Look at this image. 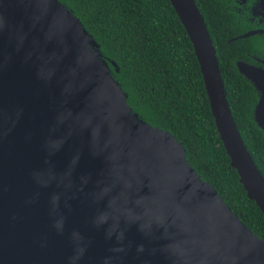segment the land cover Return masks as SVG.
Returning <instances> with one entry per match:
<instances>
[{"label": "water", "instance_id": "95a60500", "mask_svg": "<svg viewBox=\"0 0 264 264\" xmlns=\"http://www.w3.org/2000/svg\"><path fill=\"white\" fill-rule=\"evenodd\" d=\"M169 1L230 164L264 216V176L232 116L204 17L195 0ZM236 67L258 92L253 118L264 131V70ZM0 264H264V240L170 132L133 112L60 0H0Z\"/></svg>", "mask_w": 264, "mask_h": 264}, {"label": "trees", "instance_id": "16d2710c", "mask_svg": "<svg viewBox=\"0 0 264 264\" xmlns=\"http://www.w3.org/2000/svg\"><path fill=\"white\" fill-rule=\"evenodd\" d=\"M60 1L99 45L133 112L170 132L184 147L189 164L201 178L264 240V216L247 197L230 164L214 124L192 44L170 1ZM195 2L216 50L232 116L264 176V131L253 118L258 92L235 66L242 54L238 49L242 40L226 42L219 24L218 0Z\"/></svg>", "mask_w": 264, "mask_h": 264}, {"label": "flooded vegetation", "instance_id": "af4514ba", "mask_svg": "<svg viewBox=\"0 0 264 264\" xmlns=\"http://www.w3.org/2000/svg\"><path fill=\"white\" fill-rule=\"evenodd\" d=\"M217 6L226 42L242 40L235 66L243 61L264 70V0H218Z\"/></svg>", "mask_w": 264, "mask_h": 264}]
</instances>
